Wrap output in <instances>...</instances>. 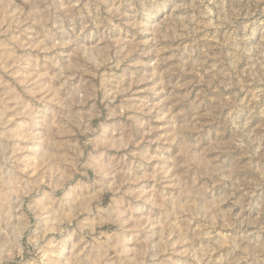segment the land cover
<instances>
[{
	"label": "rangeland",
	"instance_id": "obj_1",
	"mask_svg": "<svg viewBox=\"0 0 264 264\" xmlns=\"http://www.w3.org/2000/svg\"><path fill=\"white\" fill-rule=\"evenodd\" d=\"M0 264H264V0H0Z\"/></svg>",
	"mask_w": 264,
	"mask_h": 264
}]
</instances>
